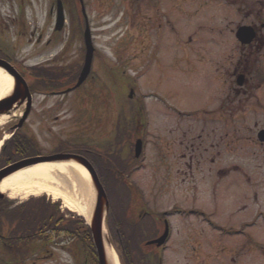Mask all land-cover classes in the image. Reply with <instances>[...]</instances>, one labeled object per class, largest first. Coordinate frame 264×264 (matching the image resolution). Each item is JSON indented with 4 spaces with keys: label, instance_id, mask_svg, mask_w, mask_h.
I'll return each mask as SVG.
<instances>
[{
    "label": "rangeland",
    "instance_id": "obj_1",
    "mask_svg": "<svg viewBox=\"0 0 264 264\" xmlns=\"http://www.w3.org/2000/svg\"><path fill=\"white\" fill-rule=\"evenodd\" d=\"M85 2L92 21L94 46L99 53L93 77L68 100L70 104L59 100L60 97H34V108L23 130L37 141L44 157L52 156L54 150L58 151L63 145L72 151L93 150L92 153L105 156L119 148L123 159L130 160L126 166L132 169L137 164L135 146L141 139V131L134 140L117 137L123 136L120 127L125 129L124 123L127 125L130 117L137 114L134 104L142 97L150 118L146 169H133L129 180L123 173L116 176L117 184L109 191L112 209L117 206L119 194L120 205L122 201L131 200L126 195L131 192L134 202L133 209L128 210L130 214H134V206L149 208L158 217L175 209L190 214L199 211L223 230H244L240 235H230L211 229L201 217H171L173 237L163 264H264V220L259 217H264V165L262 148L256 144L261 128L249 126L250 119L242 118L245 127L240 128L242 138L238 136L236 140L240 142L236 147L237 151L247 154L248 159H237L235 165L246 168L241 162L248 164L245 172L250 176L251 169L253 177L248 183L245 175L233 173L219 183L217 195L214 182L207 185L197 173L185 177L184 172L177 170L184 166L181 160H171L167 154L172 137H176V134L169 135V129L179 131V126H183L191 130L197 127L198 121H209L206 114L198 118L193 112L200 116L203 112L220 109V97L230 87L226 68L229 63L226 62L225 67L218 65L224 61L219 59L228 51L227 42H230L227 26L220 24L222 16L228 14V7L210 4L198 10L205 1L159 0L162 16L156 17L157 26L151 30L145 21H140L143 15H152L144 0L137 4L144 9L142 15H136L133 0ZM123 13L125 18H122ZM78 42L77 49L81 45ZM260 62L257 68L264 75V54ZM260 86L257 100L250 91L243 101L264 110V77ZM132 89L135 93L130 99ZM147 94L151 97L155 94L161 100L146 99ZM122 112L123 118L126 117L123 123ZM11 119L0 124V141L6 138L5 145L12 136L10 128L15 124ZM220 122L212 121L215 126ZM118 123H122L119 128ZM132 182L136 188L127 187ZM80 222L89 223L85 218ZM106 229L109 231L111 227L108 225ZM141 235L144 240L156 239L154 230ZM76 247L81 257L83 252L78 240ZM62 259L67 257L63 255ZM146 262L154 264V256L147 257Z\"/></svg>",
    "mask_w": 264,
    "mask_h": 264
},
{
    "label": "flooded vegetation",
    "instance_id": "obj_2",
    "mask_svg": "<svg viewBox=\"0 0 264 264\" xmlns=\"http://www.w3.org/2000/svg\"><path fill=\"white\" fill-rule=\"evenodd\" d=\"M142 1L133 0L136 15L143 14L141 11L144 9L137 6ZM152 1L156 4H152ZM202 1L205 2L198 7V10L210 4L228 7V14L222 16L220 24L227 26V29L231 28L232 32L243 29L242 42H235L233 51L222 55L223 58H233L227 67L230 87L220 97L222 100L219 104L220 109L207 113L209 121L202 120L197 127H191V130L181 126L179 131H168L170 136L176 134V137H172L175 140L169 144L167 154L171 160L175 158L181 160V166H184L182 170L180 168L177 170L180 173L184 172L185 177L197 173L202 175V181L205 180L207 185L214 182V194L217 195L219 183L233 173L245 175L248 183L253 177L251 169L250 176L245 172L246 168L249 169L248 164L241 162L246 168L235 165V160L248 158H245L247 154L237 151L236 144L240 140L237 141L229 133L232 127L241 125L244 117L251 119L252 123L260 125L264 130V119L261 120L262 125L258 119L260 116L264 118V110H259L256 105L243 101L250 91H253L254 99L257 100V90L261 86L258 88L254 86L263 83L264 75L256 71V66L261 64L260 58L264 54V0ZM59 2L63 4V22L58 8ZM146 3L152 15L150 13L143 15L140 21H145L147 26L154 30L157 26L156 17L162 16L158 7L160 5L157 0H144V4ZM85 5L88 8L86 2ZM122 18H125L124 13ZM81 24L82 19L79 17L74 0H0V63L4 67L10 66L26 81L33 97L31 114L34 97L41 96L45 99L48 96H61L71 89L70 86L61 89V83L73 80L78 71L81 72L83 44L80 43L77 49ZM98 54L96 51V59ZM225 63L220 62L218 65L226 66ZM72 92L65 93L59 100L70 104L67 97ZM135 106L138 112L139 105L135 104ZM138 117L139 114L131 116L129 123L127 125L124 123L125 129L120 127L123 136H118L117 139L125 137L130 141L135 136H139L140 131L143 132ZM214 120L221 121V128L224 131L220 128H212ZM177 133H180V136ZM17 135L23 136L21 133ZM262 138L264 139V136ZM15 140L5 149V155L0 161V171L10 164L40 154L34 141L33 150L24 136L21 138L23 142L21 146H15L17 145ZM257 145L262 148L264 165V142ZM10 147L14 148L13 160L8 156ZM116 151L120 171L125 170L126 160L121 156L119 148ZM83 156L95 167L103 182L109 180L108 170L103 168L106 162L105 156L101 154ZM223 161L227 163L224 165ZM204 174L207 176L205 177ZM134 214L140 220H137L140 223V230H143L152 219L150 213L143 209L134 210ZM157 220L153 225L158 229L162 228V232L165 231L163 221ZM77 238L76 217L72 216L71 211L64 209L60 201L44 194L26 199L14 198L10 193L0 189V264H96L93 262V253L89 244L86 243L85 252L84 248H80V252L84 254L82 253L81 257L78 255ZM63 255L67 259H62Z\"/></svg>",
    "mask_w": 264,
    "mask_h": 264
},
{
    "label": "bare ground",
    "instance_id": "obj_3",
    "mask_svg": "<svg viewBox=\"0 0 264 264\" xmlns=\"http://www.w3.org/2000/svg\"><path fill=\"white\" fill-rule=\"evenodd\" d=\"M12 89V78L0 69V100L8 97ZM6 120L8 116L0 117V124ZM2 144L0 143V150ZM92 187L91 178L86 170L68 162L42 164L24 169L6 178L0 189L10 193L14 198L26 199L45 194L54 200L62 201L64 209L90 221L92 199L95 194ZM106 253L111 264H119L118 257L111 247L106 246Z\"/></svg>",
    "mask_w": 264,
    "mask_h": 264
},
{
    "label": "water",
    "instance_id": "obj_4",
    "mask_svg": "<svg viewBox=\"0 0 264 264\" xmlns=\"http://www.w3.org/2000/svg\"><path fill=\"white\" fill-rule=\"evenodd\" d=\"M238 38L240 40L242 39L241 36H238ZM85 40L87 46L86 62L77 86H80L88 77L94 57V48L92 47L91 38L88 32L86 33ZM0 68L3 69L10 77L14 79V89L12 95H10L7 99L0 102V116L10 115L15 110L14 106L18 103L19 100H21L22 103H24L25 99H28L27 111L24 113V116L21 119L20 124L18 126V128H20L29 114L30 106H31V95L29 93V90L25 82L22 79H19L20 77H18L11 68L3 67L1 64H0ZM140 152H141V144L138 143L137 156H139ZM63 160L74 161L82 165L87 170V172L89 173L92 179L93 186L96 190V202L92 213L91 231L98 252L100 264H110L105 247L106 242H108V238L104 234V224H106V218L109 210V202L106 193L102 185L100 184L96 172L87 161L75 156H54V157L27 159L2 170L0 172V181L6 179L7 177L11 176L12 174L20 170L33 167L42 163H51V162H57ZM166 239H167V233H165V235L161 239H159L156 242V244L160 246L165 242Z\"/></svg>",
    "mask_w": 264,
    "mask_h": 264
},
{
    "label": "trees",
    "instance_id": "obj_5",
    "mask_svg": "<svg viewBox=\"0 0 264 264\" xmlns=\"http://www.w3.org/2000/svg\"><path fill=\"white\" fill-rule=\"evenodd\" d=\"M22 137L23 136L19 137V135L16 136L15 141H16L17 145H15V146L23 145V142L21 140ZM28 142L30 143L31 146H33V142H31V141H28ZM12 151H14V148L10 147L8 150V152H9L8 156L13 160V155H12L13 152ZM116 201H117V206L115 207V209H112L113 211H115V213L112 214V212H111V215H110V224H111V226L113 225V231L114 232L116 231V228H117L119 231H121L123 233H127V236H122L120 238V240H119V237H116L114 234L116 241L121 246L120 250L122 253L121 256H122L123 264H139L137 261L136 253L140 254L142 252L138 249L137 242L134 245L133 239H135V238L131 234V233H135L133 231L135 225L124 220V219L128 218L126 207L123 205L122 202H120V205L118 204L119 199H116ZM77 224L79 226L81 224V222L78 220ZM142 241H144V240L141 239V242Z\"/></svg>",
    "mask_w": 264,
    "mask_h": 264
}]
</instances>
